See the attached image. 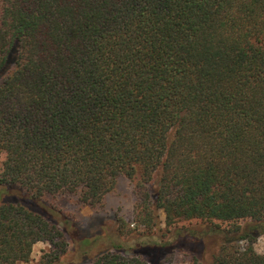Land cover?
I'll list each match as a JSON object with an SVG mask.
<instances>
[{
    "label": "trees",
    "instance_id": "1",
    "mask_svg": "<svg viewBox=\"0 0 264 264\" xmlns=\"http://www.w3.org/2000/svg\"><path fill=\"white\" fill-rule=\"evenodd\" d=\"M0 155V264H264V0H0Z\"/></svg>",
    "mask_w": 264,
    "mask_h": 264
},
{
    "label": "rangeland",
    "instance_id": "2",
    "mask_svg": "<svg viewBox=\"0 0 264 264\" xmlns=\"http://www.w3.org/2000/svg\"><path fill=\"white\" fill-rule=\"evenodd\" d=\"M0 155V160L3 159ZM133 184L126 178H121L115 190L107 195L101 207L93 209L91 207L81 204L75 196H65L57 200V205L64 213L68 214L82 227L83 231L87 234L97 232L101 226L105 228L106 233H111L114 230L118 231L122 222L130 228L136 227L135 223V207L137 198L134 194ZM162 227H164V216L161 217ZM73 243L70 242L71 250ZM50 246L45 243H38L34 247L32 254V263L36 264L42 254L49 250ZM257 253L264 254V237H262L255 245ZM73 259V257H72ZM192 256L177 251L174 253L173 258L165 264H191ZM205 262L204 264H208Z\"/></svg>",
    "mask_w": 264,
    "mask_h": 264
}]
</instances>
